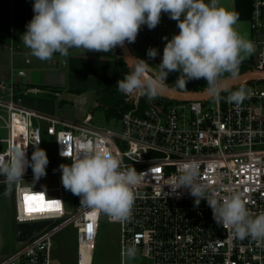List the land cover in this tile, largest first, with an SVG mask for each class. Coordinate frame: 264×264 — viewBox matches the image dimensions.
<instances>
[{"label":"built area","instance_id":"built-area-1","mask_svg":"<svg viewBox=\"0 0 264 264\" xmlns=\"http://www.w3.org/2000/svg\"><path fill=\"white\" fill-rule=\"evenodd\" d=\"M248 22L255 46L249 71L262 72L264 0H252ZM161 27L160 22L157 28ZM175 31H180L178 26ZM158 53L150 59L156 65L163 57L159 49ZM149 71L156 75L159 69L151 67ZM26 75L25 70L18 71V76ZM259 82L230 87V91L240 86L249 90L239 105L227 102L228 92H222L220 98L204 100H178L163 95L149 100L139 93L123 94L128 107L115 117L121 125L118 129L116 124L115 129L95 125L90 112L82 120H70L36 109L25 98L45 93L44 88L21 85L12 78L1 79L0 146L5 144V149L0 152L27 146L30 160L35 151L33 144L40 142L38 147L44 149L45 131L54 140L50 148L44 149L49 164L47 175L42 178L57 179L58 185L33 188L27 183L34 180L31 167L18 184L8 185L0 176L1 189L13 188L15 225L45 222L19 241L20 246L3 257L0 264H54L53 237L68 226L76 229L77 236L78 260L72 264H126L122 255L119 263H94L93 252L105 214L81 207V198L72 192L71 208L62 184L59 163L71 164L75 156L96 149L113 153L123 167H134L142 176L135 189L138 198L131 220L120 223L107 216L120 226V253L124 246L135 243L139 249L137 257L146 264H264V240L230 237L213 219L206 200L196 207L195 197L187 188L178 189L182 195L177 196L169 185L177 182L185 163L196 162L202 182L216 191L217 198L242 192L250 213L255 216L264 212V88ZM65 150L69 158L60 155ZM26 196L34 199L26 203ZM29 207L45 210L30 212Z\"/></svg>","mask_w":264,"mask_h":264},{"label":"clouds","instance_id":"clouds-1","mask_svg":"<svg viewBox=\"0 0 264 264\" xmlns=\"http://www.w3.org/2000/svg\"><path fill=\"white\" fill-rule=\"evenodd\" d=\"M34 16L21 36L31 54L41 61L51 60L55 53L63 57L70 49L108 53L125 43H134L143 25L155 29L162 13L178 21L179 33L167 41L158 73L146 60L133 58L125 63L130 71L117 82V89L125 95L137 93L149 100L159 97L168 88L183 91L191 80L204 79L211 98H220L239 105L249 95L240 86L230 91L229 81L239 79L240 66L255 50L254 43L238 31L239 16L222 6L220 0H35ZM158 49L149 48L147 56L155 59ZM179 75L173 85L167 77ZM33 144L35 151L27 157V146H15L0 152V176L12 185L23 180L28 167L34 182L47 175L49 158L44 149ZM61 156L69 158L68 152ZM71 164H61L62 184L81 198V207L99 210L109 219L120 223L132 218L136 187L142 176L134 167H123L117 156L96 149L77 155ZM199 165L185 163L177 182L171 185L172 194L187 188L195 197V206L206 200L213 211V219L228 231L230 237L240 240H264V212L253 215L246 207L245 195L233 192L217 198L215 190L203 183ZM139 253L135 243L122 248L121 255L135 260Z\"/></svg>","mask_w":264,"mask_h":264},{"label":"rangeland","instance_id":"rangeland-1","mask_svg":"<svg viewBox=\"0 0 264 264\" xmlns=\"http://www.w3.org/2000/svg\"><path fill=\"white\" fill-rule=\"evenodd\" d=\"M35 0H14L13 6L15 9L19 10L20 8H28V11H31V15L34 16L33 5ZM32 16V18H33ZM31 18V19H32ZM30 19V20H31ZM30 22V21H29ZM161 22V21H160ZM178 23V22H177ZM241 26L238 27V31L243 32L245 36L252 41V32L250 29L249 22L247 20L240 21ZM162 24V22H161ZM25 28V27H24ZM26 29V28H25ZM142 30L139 31L137 39L134 43H130L132 50L136 54L137 57L141 54V50L147 47L144 43V39L142 36ZM175 35L174 33L168 32L159 37L160 41V51L163 52L164 47L167 41L164 39L167 37L169 40ZM155 40V38H154ZM20 42V58H21V66L30 72H38L42 74L53 73L54 78L58 79L54 81V83H50L49 86H55L60 89L58 95L49 94L48 88H46L45 93H40L33 95L29 101L25 98V102L28 105L42 110L47 113L56 114L66 119L70 120H82L87 112H90L93 115V123L97 126H105L115 128L116 124H118V129H120L121 125L116 122V118L113 116H108L107 107L100 105L98 107L95 106L97 102L102 103L100 93L97 92L102 84L99 80L96 79L93 75H86L84 73H74L73 70L70 69L68 64L70 57L72 56H84V57H96L100 52H86L84 49H70L69 55L67 57L61 56L59 53H55L53 58L48 61H41L38 58L34 57L31 54V50L27 48L21 39ZM159 49V48H158ZM255 54V51L249 56ZM26 57L30 59L29 63H26L24 60ZM145 60L152 66L155 70L158 69L156 63L152 62L148 56L145 57ZM66 62V65H63V62ZM53 71H56L54 73ZM259 86L264 88V80L259 82ZM81 88L84 90L83 94L87 95V101L83 105H78L74 101L65 99L62 95L65 94H75L73 89ZM82 94V95H83ZM5 134L4 131H2ZM44 143L43 147L50 148V144L54 140L52 136L46 134L45 131L42 133ZM5 149V144L0 146V150ZM60 163L58 168H60ZM56 167V166H54ZM31 172H33L31 168ZM33 188H47V187H55L58 185L57 179L52 178H41L39 181L34 182L28 181ZM3 204L6 209V219H4V223L9 225L10 222V230H11V245H8L7 242L3 239L1 240V246L6 247L1 251V253H5L7 256L12 250L20 246V242L16 239V230H15V197L12 187L3 189ZM65 195L70 204L71 208L73 207L71 191L65 189ZM9 206V207H8ZM10 208V211H9ZM7 229V228H6ZM120 226L116 222L109 221L107 219V215L102 219L99 233L96 241V246L93 252V261L94 263H119L121 261V253H120ZM8 253V254H7ZM51 257L54 264H72L76 263L78 260V248H77V236L76 229L72 226H68L60 231L53 237V245L51 249ZM126 264H146L139 257H136L135 260H127Z\"/></svg>","mask_w":264,"mask_h":264},{"label":"trees","instance_id":"trees-1","mask_svg":"<svg viewBox=\"0 0 264 264\" xmlns=\"http://www.w3.org/2000/svg\"><path fill=\"white\" fill-rule=\"evenodd\" d=\"M252 0H235V10L239 16L240 20H249L251 14ZM26 17L20 12H15V21H23ZM165 28V27H164ZM142 36L144 43L147 47L141 50L139 57L145 58L147 56V51L149 48H159V29H149L147 25L141 27ZM156 33H155V32ZM155 38V40H154ZM70 69L74 73H84L86 75H93L102 84L101 88L97 91L100 93L102 103L97 102L96 107L103 105L107 107L108 116L120 117L122 112L128 105L123 99V93L119 92L117 89V82L122 79L128 71H130L129 66L125 63L124 57L122 55L121 49L118 46L114 51L108 53H99L96 57H84V56H72L68 62ZM253 59L247 57L240 66V74L249 71L253 67ZM178 72L170 73L167 77V83L173 85L178 77ZM46 89V87H42ZM176 89V88H173ZM206 89V81L204 79L191 80L187 83V89L183 91H199ZM76 95H82L84 90L81 88L73 89ZM56 92H60L59 88L52 87L49 88V94L56 95ZM27 101L30 100V98Z\"/></svg>","mask_w":264,"mask_h":264},{"label":"crops","instance_id":"crops-1","mask_svg":"<svg viewBox=\"0 0 264 264\" xmlns=\"http://www.w3.org/2000/svg\"><path fill=\"white\" fill-rule=\"evenodd\" d=\"M13 1L14 0H0V80L12 78L14 81L19 82L21 85L27 84L29 86L41 88L46 87L48 89H51L55 86H49L50 83H54V81L58 80L54 78L53 73H46L44 75L38 72H30L27 71L25 68H22L21 66V58L19 56L21 46L19 40L21 39L22 34L27 30L25 29L26 25L28 24L33 15L29 13L31 11H28V8H20L19 10L15 9V7L13 6ZM220 3L222 6L236 13L235 0H220ZM17 11L23 14L24 17H26L25 20L21 22L15 21L14 14ZM240 21L242 20L239 19L237 28L241 26ZM161 22L162 27L158 32L159 34L157 35V38H159L163 34L165 35V33L168 32L174 34L179 33V31H175V28L178 25V21L170 19L167 13H162ZM164 24H169V26L167 28H164ZM240 33L245 35L241 31ZM158 45L160 47V41ZM24 60L26 61V63L30 62V59L28 57H26ZM22 69L25 70L27 74L24 77L18 76V71ZM53 72L56 73V71ZM33 95L36 94H32L27 98H31ZM3 192V189L0 188V260L6 256L5 253H1V251H3V249L7 247L1 246V240L4 239L8 245L12 244V242L10 241L12 240L10 233V222L8 226L6 225V223H4V219H6V209L2 199Z\"/></svg>","mask_w":264,"mask_h":264},{"label":"water","instance_id":"water-1","mask_svg":"<svg viewBox=\"0 0 264 264\" xmlns=\"http://www.w3.org/2000/svg\"><path fill=\"white\" fill-rule=\"evenodd\" d=\"M120 47V46H119ZM122 55L124 57V60L138 58L134 51L132 50L129 43H125L124 46L120 47ZM129 66V64H127ZM130 68V67H129ZM262 81L264 80V71H246L239 75V79L235 81H229L230 87L249 82V81ZM165 97H169L171 99H178V100H204L209 98L207 91H180L173 88H168L165 90L163 94H161ZM65 99H69L74 101L78 105H83L87 101V95H76V94H65L63 95ZM153 98L152 100H154ZM45 222H32V223H26V224H18L15 228L16 230V239L17 241L25 240L30 234H32L34 231L39 229L41 226H43Z\"/></svg>","mask_w":264,"mask_h":264},{"label":"snow or ice","instance_id":"snow-or-ice-1","mask_svg":"<svg viewBox=\"0 0 264 264\" xmlns=\"http://www.w3.org/2000/svg\"><path fill=\"white\" fill-rule=\"evenodd\" d=\"M29 199H34V198L26 196L25 197L26 203H27V201ZM44 210H45L44 208H31V207L28 208V211H30V212H33V211H44ZM89 231H91V225H89Z\"/></svg>","mask_w":264,"mask_h":264}]
</instances>
